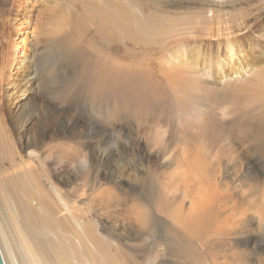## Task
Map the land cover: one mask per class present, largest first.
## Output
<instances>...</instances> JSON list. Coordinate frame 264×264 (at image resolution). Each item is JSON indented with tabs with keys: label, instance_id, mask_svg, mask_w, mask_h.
<instances>
[{
	"label": "rangeland",
	"instance_id": "rangeland-1",
	"mask_svg": "<svg viewBox=\"0 0 264 264\" xmlns=\"http://www.w3.org/2000/svg\"><path fill=\"white\" fill-rule=\"evenodd\" d=\"M0 35V203L45 219L37 263L264 264V0H1ZM227 40L222 74L182 59ZM20 113L58 135L25 149Z\"/></svg>",
	"mask_w": 264,
	"mask_h": 264
},
{
	"label": "bare ground",
	"instance_id": "bare-ground-1",
	"mask_svg": "<svg viewBox=\"0 0 264 264\" xmlns=\"http://www.w3.org/2000/svg\"><path fill=\"white\" fill-rule=\"evenodd\" d=\"M29 2H30V0H24L25 4H27ZM6 12H7V10H6ZM225 42H226V44H224L222 46H220L219 44L214 46L213 48H215V49H213V48L202 49L200 47H197L196 49L192 50V52L189 51V53H188L189 57L188 58H187V53L186 54L182 53V55H181L183 57L182 59L185 61L188 60L189 63L193 64L192 68L194 70L196 69L197 64H200L202 66L209 65V70L216 69L217 71H219L220 74H222V68L225 65H227V66L230 65V60L233 57H235L236 52L239 50V45L234 43L235 41L227 40ZM18 44L19 43L15 44L14 47L18 46ZM10 45H12V44L8 43L7 51L5 52L4 58H3V65L0 68V82L3 81V79H4L3 77H4L6 67H7V62H8L9 56H11V50L12 49L10 48ZM22 45H23V43H22ZM20 49H21V47H17V49H15V50L20 51ZM220 49L221 50L224 49V53H225L224 57L220 56V54H221ZM247 62H250V61H247ZM14 66H15L14 67L15 71L13 73H11L10 77L14 76V74L17 72V67H16V65H14ZM24 89L26 90V89H28V87H25ZM18 90L19 91L17 94V98L15 97V99H18L19 97H21L22 95L25 94L24 93L25 90H22L21 87H18ZM0 108H3V106L1 105ZM3 110H5V109H3ZM0 111H2V110H0ZM22 116H23V113H20V115H18V116H14L11 119V121H12L11 124H13V127L15 130L18 129V131L16 132V134L18 136L17 140L20 141L23 138L25 139V141H23V145H24L25 149L26 148H34L35 147L34 145L38 146L39 144L43 143L44 140L47 139L49 135L52 134L54 136H57L59 133V131L54 127L50 129L51 124H50V126L44 125L41 128L40 135L35 138L34 135L33 136L30 135L31 128L28 127L30 124L29 123L30 121L29 120H23L22 121V119H21ZM22 128H23V130L21 131ZM21 145L22 144L20 142V146ZM35 154H37V153H35ZM35 154H34V151H30L28 153V156L35 157L36 156ZM55 172H56V180L59 182L57 183V186L53 185L54 182H52L51 185H52L53 190L59 196L60 189L63 188L64 186L68 185V180L64 177V175H66L68 173V171L66 170V167L60 166L58 169L54 170V174H55ZM50 182H51V180H50ZM59 200L63 201L61 196H59ZM18 204H19V206L17 205V203L13 204L14 208L13 207L11 208V214H6L5 208L2 207V205L0 203V253H1V256L3 258V262H4V264H39V263H37V261H35V256H37L36 251L34 252L33 247L32 248H29V247H31V244H32L37 249H39V248L41 249V245H42V243H44V241L36 240L33 244L31 242L32 237H30V234L33 232V230L34 231L35 230H43L44 232H47L48 231V224L45 223L42 226L41 224L45 222V219L43 218V216L41 217L42 219H33L32 216L30 215V212L27 210V208H25V206L21 202H18ZM63 204H64V206L67 207L65 202H63ZM43 215H44V212H43ZM33 223H35V225L38 224L37 227H33L32 226ZM21 228H22V231L24 234L16 237L17 234H19L18 230H20ZM29 241H30V244H29ZM22 242H23L24 246L22 245ZM40 242H41V244H40ZM37 251H39V250H37ZM28 253L30 254V258L27 259L28 261H26V258H24V261L21 263L22 254H28Z\"/></svg>",
	"mask_w": 264,
	"mask_h": 264
},
{
	"label": "water",
	"instance_id": "water-1",
	"mask_svg": "<svg viewBox=\"0 0 264 264\" xmlns=\"http://www.w3.org/2000/svg\"><path fill=\"white\" fill-rule=\"evenodd\" d=\"M0 264H4V262H3V258H2V256H1V253H0Z\"/></svg>",
	"mask_w": 264,
	"mask_h": 264
}]
</instances>
